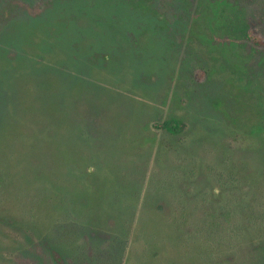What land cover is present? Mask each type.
I'll return each mask as SVG.
<instances>
[{
	"label": "rangeland",
	"instance_id": "374dc122",
	"mask_svg": "<svg viewBox=\"0 0 264 264\" xmlns=\"http://www.w3.org/2000/svg\"><path fill=\"white\" fill-rule=\"evenodd\" d=\"M177 28L186 49L121 0H0V264H264V73L242 98Z\"/></svg>",
	"mask_w": 264,
	"mask_h": 264
},
{
	"label": "trees",
	"instance_id": "16d2710c",
	"mask_svg": "<svg viewBox=\"0 0 264 264\" xmlns=\"http://www.w3.org/2000/svg\"><path fill=\"white\" fill-rule=\"evenodd\" d=\"M121 1L126 2L141 15L161 22L170 37L176 36L181 40L173 42L183 49H186L188 41L183 39L182 32L177 26L182 29L186 23L191 31L190 35H196L210 54L217 53L213 60L222 57L223 62L231 66L232 73L239 80L246 79L245 84L236 85L242 93L248 90L247 96L242 98L253 96L250 85L258 71L264 73V0ZM242 51H246V54ZM230 53L235 56L234 59L228 57ZM256 53L258 57L254 61L252 56ZM197 77L199 82L203 83L205 80V75ZM257 98L256 103L263 108L264 97L258 94ZM261 122L251 128L252 133L264 130V112L261 113ZM182 124L179 117L170 116L153 126L176 135L183 131Z\"/></svg>",
	"mask_w": 264,
	"mask_h": 264
}]
</instances>
